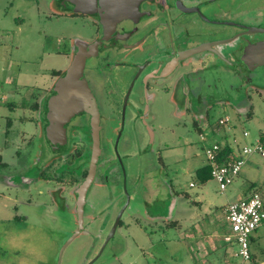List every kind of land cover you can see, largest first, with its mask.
Here are the masks:
<instances>
[{
  "label": "rangeland",
  "instance_id": "obj_1",
  "mask_svg": "<svg viewBox=\"0 0 264 264\" xmlns=\"http://www.w3.org/2000/svg\"><path fill=\"white\" fill-rule=\"evenodd\" d=\"M63 1L0 0V157L6 163L0 168V264H89L106 244L128 199L121 224L93 264H209L224 250L231 264H264V224L251 239L254 260L242 262L234 257L238 246L225 242L232 231L224 213L243 192L256 191L264 201V157L246 156L225 192L213 178L201 184L196 175L210 167L202 134L228 143L236 155L257 140L264 144V92L254 89L264 88L262 43L220 45L221 57L208 51L199 54L205 56L202 72H193L200 67L196 57L189 62L192 67L182 66L172 75L174 83L180 79L174 95L141 92L149 67L135 83L122 125L126 92L150 50L126 55L108 42L90 55L102 35L100 25L87 15L72 14ZM219 31L224 37L234 29L222 26ZM83 55L89 57L79 77L102 117L101 153L87 194L85 230L68 244L78 229L77 186L68 177L58 184L45 183L36 178L37 170H27L34 153H42L46 161L53 157L44 136L47 101L62 75ZM185 86L192 98L181 90ZM82 114L69 124V132L73 126H87L82 131L90 133ZM226 116L231 120L220 134L200 131L209 124L213 129L211 124ZM73 137V143L70 137L69 147L60 150L65 156L49 169L65 157L60 172L71 174L77 183L89 167V156H71L87 146L81 131ZM26 178L37 182L27 185ZM198 196L203 206L189 202ZM91 217L97 218L95 224H88Z\"/></svg>",
  "mask_w": 264,
  "mask_h": 264
},
{
  "label": "flooded vegetation",
  "instance_id": "obj_2",
  "mask_svg": "<svg viewBox=\"0 0 264 264\" xmlns=\"http://www.w3.org/2000/svg\"><path fill=\"white\" fill-rule=\"evenodd\" d=\"M100 1L101 0H99V11L96 14H86L78 12L75 9V5L70 0H65L63 2L65 3V9L69 8V6L72 8L71 10H68L72 14L87 15L89 17H92L94 19V22L100 25L99 30H101L102 35L99 36V38L94 42V44L100 41L102 42L103 39H105L106 41H103L99 45L98 50H101L103 47H105L108 42L109 44H112L114 46L115 51L118 52V50H122L121 53H124L126 55L129 53L137 54L138 51L143 52L144 50H150L149 53H146L147 56L143 59V62H145L146 64L144 66L141 65L143 63L140 64L142 68L139 72H136L137 76L135 77L132 87L126 92L124 108L122 111V120L120 122L122 125L125 123V108L128 105L129 98L135 86V83L149 67L151 68V71H148L146 73V77H144L143 80L140 82L142 85L141 92L149 94L151 91H163L164 93L174 95L175 92L179 89L177 88V84L180 79L174 83L172 75L178 68L182 66L192 67L189 62H191L190 60L196 57L197 59L195 61L197 62L195 63L200 64V67L197 69L195 68V66L193 68V72H202V66L205 62V56L199 54L208 51L213 53L214 55L221 57L219 46L235 42H237L238 45L243 46L249 41H256L255 43H262L260 45L261 47L264 46V0H217L218 3L216 5H213V2H215L216 0H194L192 1V3H187V0H117L116 6L115 4H112V0H105L103 6L100 4ZM188 17H194V19L190 20L189 22H186L184 19ZM222 26L233 28L234 32L224 37H219V32L221 31H219V27ZM251 37L259 38L256 40H248ZM189 44H193V46L188 47L187 45ZM118 63L119 61L116 63V65H118ZM64 75L65 74H63L62 77ZM60 76L61 74L56 77ZM254 89H258L264 92V88L254 87ZM83 90H85L84 86ZM181 90L183 91L184 95H187V97L188 95H190V98H192V90L188 86L181 88ZM50 98L48 100H50ZM89 98L90 101L95 103L93 97L89 96ZM193 100L197 101L195 97H193ZM48 102L49 101H47V106ZM95 105L97 106L98 111L99 127V154L96 163V177L99 156L101 153L100 131L102 117L100 116L98 105L96 103ZM188 107L189 109H191L193 107V104H191L190 102ZM81 112H83V118L87 117L88 119V128L90 130L91 135L90 133L87 134L82 131L86 129L87 126H73V129L71 130V132H69V127H71V125L69 124L77 116L76 115L71 119L69 123L66 124L67 143L63 146H55L47 138L46 129L49 123L46 116L47 124L45 125L44 136L46 138V141L54 151L53 157L49 161H46L44 160V157H42V153H34V156H36L35 161L34 159H32L34 162L33 164H30L27 170H37L38 174L36 178H42L45 183L53 182L58 184L57 181L60 183L65 180L66 177H68L70 179V182L77 186L75 216L78 221V229L75 234L80 231L77 236L85 230L86 206L85 204L82 229H80L79 213L77 208L78 189L85 183L89 175L95 145V118L94 115L91 113L90 105L85 103L84 110ZM206 114L209 115L207 112ZM119 128L120 127H116L115 130L117 131V135L119 133L120 136L122 131L120 132ZM76 130L81 131L83 133V138L87 140V146L85 148H80L78 152L71 156L74 158H80L85 154L89 156V167L82 170L81 181H78L77 183L72 178L71 174L65 173L63 171L60 172V169L62 170L63 166L67 163L65 157H63L64 162H62L57 168L53 170L49 169L50 164L55 163V161H57L60 156H65V153L60 150L65 147H69L70 137L72 139L71 143H73V133ZM87 150L88 153L86 152ZM4 164L6 166V163ZM46 169L52 171L51 174H49V171H47ZM95 177L93 181L95 180ZM54 179H56V181ZM93 181L89 186L88 191L92 186ZM24 182H26L25 184L29 185L32 183H36L37 180L35 179L33 181L31 179L26 178L24 179ZM71 183H69V185ZM56 188H58L57 191H61V187L56 186ZM50 192L51 196L55 197L56 192L52 190ZM121 218L119 225L121 224ZM96 220L97 218L91 217L89 218L88 224H95ZM74 235L71 237V239L74 238Z\"/></svg>",
  "mask_w": 264,
  "mask_h": 264
},
{
  "label": "water",
  "instance_id": "obj_3",
  "mask_svg": "<svg viewBox=\"0 0 264 264\" xmlns=\"http://www.w3.org/2000/svg\"><path fill=\"white\" fill-rule=\"evenodd\" d=\"M74 5L75 9L78 12L86 13V14H96L99 11V0H70ZM105 0H101L100 4L103 6ZM117 0H112V4L116 6ZM106 41L105 39L102 40ZM97 42L91 47L90 55H93L102 43ZM262 52H264V46H262ZM89 56L83 55L78 58L76 62L70 67V69L66 72V74L59 80L55 87V95L50 98L48 102V123L47 126V138L48 140L55 146H63L67 143L66 136V124L71 121L73 117L78 115L81 111L84 110L85 103L90 105L91 113L95 118V145H94V153L91 163V169L89 175L85 181V183L78 189V201L77 208L79 213V225L80 229H82L83 223V213L84 206L86 204V194L89 186L91 185L96 172V163L99 154V139H98V111L97 106L94 102L90 101L88 88L86 84H83V81L79 77V72L84 65L85 61ZM264 59V55L261 57ZM83 86L85 90H83ZM129 204V199L127 201L126 206L123 211L120 213V216L117 218L113 229L111 231L110 237L107 239L108 241L113 237L119 222L120 218L125 210V208ZM80 231H78L79 233ZM77 233V234H78ZM77 234L74 235L76 238ZM70 239L68 244L74 239ZM104 245L103 249L105 248ZM103 249L100 254L89 264H93L101 255Z\"/></svg>",
  "mask_w": 264,
  "mask_h": 264
},
{
  "label": "built area",
  "instance_id": "obj_4",
  "mask_svg": "<svg viewBox=\"0 0 264 264\" xmlns=\"http://www.w3.org/2000/svg\"><path fill=\"white\" fill-rule=\"evenodd\" d=\"M231 118L229 116L221 117L215 124L214 132L217 133L216 126H222V130L229 124ZM248 132L244 133L248 137ZM206 142L204 152L211 169L212 178L218 183L222 192L233 184L235 178L240 174L242 167L246 163V156L260 154L264 157V144L257 140L252 146H245L240 155L233 154L230 158L220 160L219 141L208 143L205 136L201 137ZM193 186V184L191 185ZM226 219L230 224L231 235L225 237V242L238 246L239 250L234 254L235 258L242 262L251 261V239L253 234L264 224V201L257 192L250 194L238 201L229 203L225 210Z\"/></svg>",
  "mask_w": 264,
  "mask_h": 264
},
{
  "label": "crops",
  "instance_id": "obj_5",
  "mask_svg": "<svg viewBox=\"0 0 264 264\" xmlns=\"http://www.w3.org/2000/svg\"><path fill=\"white\" fill-rule=\"evenodd\" d=\"M211 121V120H210ZM215 124L216 123H214V124H211V126L212 125H214L215 126ZM210 124L209 125H207L206 127H204L202 130L205 132L206 130H211L212 132H211V134H215L216 135V132H214V130L213 129H211L210 127ZM202 127V126H201ZM223 130H221V131H219V134H220V132H222ZM202 136H204V134H202L201 135V137ZM215 137V136H214ZM202 141V140H201ZM207 141H208V143H212L213 141H215V140H208L207 139ZM216 141H219V140H216ZM206 143V142H205ZM197 177L199 178V180H200V182H201V184H206V182H208V181H204L207 177H208V175L206 174V172H204V171H201V170H199L198 172H197ZM193 183H191V185H192ZM195 185L193 184V186H191V187H194ZM246 196H248L247 195V193H245V192H243L242 193V197L240 198V199H242V198H244V197H246ZM200 199V200H199ZM240 199H238V200H240ZM238 200H236V201H238ZM195 202V203H198L200 206H203V201L201 200V198H200V196H198V199L197 200H193V199H189V202L191 203V202ZM233 202H235V201H233ZM230 203H232V202H230ZM229 204V203H228ZM191 205V204H190ZM193 207V206H192ZM227 207V206H226ZM226 207H225V210H226ZM195 209V208H194ZM225 210H224V213H225ZM201 247H202V245H201ZM203 248V247H202ZM217 252V251H216ZM219 257H217L216 259H214L213 260V262H209V264H231V261H230V259H231V257L228 255V252H227V250H224L223 252H221V253H219V255H218ZM216 260V261H215ZM215 262V263H214ZM232 264H233V262H232Z\"/></svg>",
  "mask_w": 264,
  "mask_h": 264
},
{
  "label": "trees",
  "instance_id": "obj_6",
  "mask_svg": "<svg viewBox=\"0 0 264 264\" xmlns=\"http://www.w3.org/2000/svg\"><path fill=\"white\" fill-rule=\"evenodd\" d=\"M212 127H213V125H212ZM214 128H215V126L213 127V129ZM216 129L218 131H221L222 126L217 125ZM200 131L204 132L202 129H200ZM261 141L263 142V140H261ZM219 145H220V155H219L220 160L223 161V160L230 158V156L233 154V149L231 148V146L228 143H221V142H219ZM2 167H5V164L2 163V158L0 157V168H2ZM201 171L206 172V174L208 175V177L204 180L205 182L208 181L210 178H212L210 167H206V168L202 169ZM255 192H253V193H255ZM174 226H175V224H174ZM251 260H254L253 255H251Z\"/></svg>",
  "mask_w": 264,
  "mask_h": 264
}]
</instances>
